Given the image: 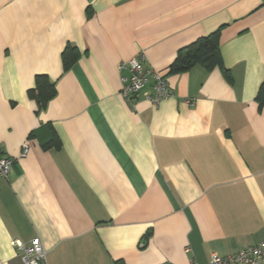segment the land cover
<instances>
[{"label":"crops","instance_id":"obj_1","mask_svg":"<svg viewBox=\"0 0 264 264\" xmlns=\"http://www.w3.org/2000/svg\"><path fill=\"white\" fill-rule=\"evenodd\" d=\"M218 30L224 68L170 72ZM140 52L173 92L157 107L121 95ZM263 82L264 0H0V264L35 237L46 264H209L263 241Z\"/></svg>","mask_w":264,"mask_h":264},{"label":"built area","instance_id":"obj_2","mask_svg":"<svg viewBox=\"0 0 264 264\" xmlns=\"http://www.w3.org/2000/svg\"><path fill=\"white\" fill-rule=\"evenodd\" d=\"M145 61V54L140 52L119 64L120 72L129 73L122 76L121 95L125 100H130L143 94L146 101L157 107L162 101L172 97L173 92L159 72L144 67ZM193 104V101L189 102V105ZM27 149V145L24 146L22 158L26 156ZM14 162L15 160L7 157L0 147V179H8ZM11 244L21 251L23 264H46V250L39 237L33 238L29 244L18 239ZM209 264H264V240L227 256L212 253Z\"/></svg>","mask_w":264,"mask_h":264},{"label":"trees","instance_id":"obj_3","mask_svg":"<svg viewBox=\"0 0 264 264\" xmlns=\"http://www.w3.org/2000/svg\"><path fill=\"white\" fill-rule=\"evenodd\" d=\"M220 31H216L198 39L196 42L182 49L176 60L170 65V72H184L196 65H202L207 69L216 66L224 68L220 50ZM77 50L68 46L63 53L64 69L68 70L76 61ZM38 100L39 107L43 108L55 96V84L46 76L39 75L36 81V88L32 91ZM257 100L260 107H264V82L259 90ZM117 264H123L117 262Z\"/></svg>","mask_w":264,"mask_h":264}]
</instances>
